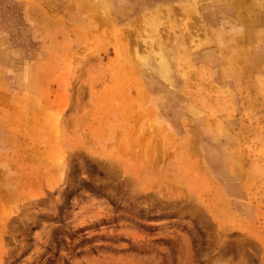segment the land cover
<instances>
[{
  "label": "rangeland",
  "instance_id": "obj_1",
  "mask_svg": "<svg viewBox=\"0 0 264 264\" xmlns=\"http://www.w3.org/2000/svg\"><path fill=\"white\" fill-rule=\"evenodd\" d=\"M0 264H264V0H0Z\"/></svg>",
  "mask_w": 264,
  "mask_h": 264
}]
</instances>
